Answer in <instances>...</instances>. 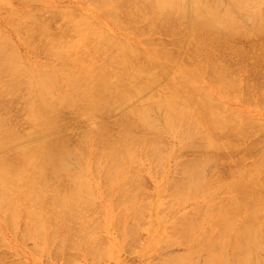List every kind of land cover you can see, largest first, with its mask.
<instances>
[{
    "label": "bare ground",
    "instance_id": "6f19581e",
    "mask_svg": "<svg viewBox=\"0 0 264 264\" xmlns=\"http://www.w3.org/2000/svg\"><path fill=\"white\" fill-rule=\"evenodd\" d=\"M83 1L106 9L123 31L151 46L143 42L145 51L140 40L111 33L91 9L80 15L76 36L68 28L52 31L36 6L32 12H8L15 35L5 31L7 22L0 24V221L20 242L36 240L44 253L75 250L97 264L117 241L105 247L102 228L121 224L129 235L148 216L141 211L149 201L153 211H166L163 224L172 229L154 235L150 246L158 257L151 264H264V155L246 165L245 155L239 156L248 146L241 145L239 164L226 177L217 169L233 156L237 163L230 150L241 141L264 133V123L226 103L240 99V106L264 108L258 89L264 82L257 79L253 89L251 78L244 82L239 67L244 63L233 68L231 61L230 67L228 55L218 52L220 38L230 43L245 36L258 39L264 56V0ZM158 28L175 36V46L154 43ZM20 45L49 62L37 64L40 58L26 56ZM13 106L23 107L27 130L13 120ZM116 110L118 116L112 114ZM67 111L76 120L86 116L95 122L88 128L83 122L82 139L73 145L65 127L69 119L64 124ZM189 148L199 155L186 159L180 151ZM143 160L150 161L147 175L161 178L158 193L169 191L168 201L157 196L151 202L143 192ZM170 160L175 163L168 170ZM100 198L113 220H98L90 210L102 207ZM92 225L96 231L102 227L99 234Z\"/></svg>",
    "mask_w": 264,
    "mask_h": 264
},
{
    "label": "rangeland",
    "instance_id": "374dc122",
    "mask_svg": "<svg viewBox=\"0 0 264 264\" xmlns=\"http://www.w3.org/2000/svg\"><path fill=\"white\" fill-rule=\"evenodd\" d=\"M86 2L83 1V0H0V24H3L2 26L5 27V25H6L5 23L7 22L8 25H6V26H8V27L5 28V29H7L5 31L6 32L7 31H10L11 33L10 32H8V33L15 35V33H14L15 31L13 30V28H11L12 25H9L10 24V21L7 20V18H6L8 12H10L13 9L20 10V11H28L29 10L30 12H32L31 10L33 9L34 6H36L39 9L38 14L41 16V18L45 19L48 22V24L49 23L51 24V25L49 24V28L51 29V27H52V29H53L52 31L58 30L59 28H62V27L63 28H68L70 30V34L72 36H76L74 30H75V26L81 20L80 15L82 13H85V12L88 13L89 12L88 10L91 9V10H94V12L96 13V15L99 18V22H102V24L106 27V29L108 31H110L111 33H114L115 35H117V36H119L121 38L123 37V38H126L128 40L129 39L132 40V38H133L134 39L133 42H135V41L136 42H139V40H140L141 43L139 42V43H137V45L138 46L140 45V47L143 50L149 51V49H147V46H149L150 44L148 43V45H147V43H146L147 41L145 39L141 38L142 39L141 40L140 39V36H137L135 34H131L132 32L130 33L129 31H123L124 29H121L117 24H115V22L113 20H111V18H109L106 14H104V12L102 10H106V9H104V8L100 9V8H98V6L96 4H94V5H96L97 8H94L93 9V7H96V6H94L93 4H91V2L90 3L89 2L86 3ZM90 4H91V6H88ZM164 30H166V29H164V28H158L157 32L155 30L156 33L154 34V38L151 35V36H149L150 39L152 37L154 39V43H156V42H157L156 44L160 43L159 45H161V46H163V44L167 45V43H170V42L172 44L175 36L173 38L172 37L173 35L168 30H166L165 32H163ZM126 32H128V33H126ZM129 33H130V35H129ZM166 33H168V34H166ZM169 35H170V37H169ZM136 36L138 37V39L136 38ZM14 37L16 38L17 36H14ZM241 37H239V38L237 37V39L235 38L230 43H227V39L226 38H220V40H218V44H219L218 46H219L220 51L218 49V46H217L216 49H218V52L221 53L222 56H225V55L227 56L228 55L227 57H228V60L229 61L227 60V62L228 63L231 62V61L234 62L233 63V68H235L237 65L239 66L240 63L241 64L244 63L242 67H241V65L239 66L240 67V70L242 71V74H243L242 76H243L244 80L246 79L248 82L251 79L252 80L250 82H254L255 83L257 81L256 84L250 83L251 84L250 87H252V88L255 87L256 88V85L258 84V80H259V85H262L263 82H264V61H262V58H264V56L262 57V55H261V54H263V52L261 53V51H259L260 50L259 49L260 47L256 45V43H258V39H255L254 37H253L254 38L253 39L251 37L253 40L250 41L249 40V39H251L250 37H245V36L242 37V38ZM16 41H18V39H16ZM143 42L146 43L147 46ZM17 43H19V41ZM171 44H168L169 46L167 45V48L168 47L170 48V45ZM253 45L254 46L256 45V46L253 47ZM173 46H175V44ZM173 46H171V47H173ZM20 47H21L20 50L22 49L21 52H24L23 54L26 55V53H27L28 57H31V58L35 57V55H33L32 53L31 54L29 53L30 51L29 52L28 51L26 52V50H27L26 47L24 48L23 45L22 46L20 45ZM173 48L172 49L175 50V48H178V46L176 45V47H173ZM255 48H256V51H258V52L255 51ZM242 51H244V52H242ZM246 51H247V53H246ZM222 53H224V54H222ZM242 53H245V55L242 54ZM257 53H258V56H257ZM29 54H30V56H29ZM40 55H42L45 58H41ZM40 55H39L40 57H38V55H36V57L34 58V60H36V62L40 58L38 60L37 64H42V62H43V64H45V63L49 62L48 59L46 58V56H44V54H40ZM259 55H261L262 58ZM229 58H231V59H229ZM259 58H260V60H259ZM223 59H224V57H223ZM226 59L227 58H225V60ZM239 61H241V62L238 63V64H236ZM231 63H229L230 64V67H232V64ZM244 65H246V66H244ZM253 66H254V68H257V66H259L262 70L258 67L257 69L259 70V72H258V70L255 71V69L253 68ZM247 69H248V71H247ZM253 69H254L255 72L253 71ZM243 70L245 71V73H243L244 72ZM262 72H263V74H262ZM260 73L262 74L263 77L262 76H259V75H261ZM249 74H250V76H248ZM249 78H251V79L249 80ZM246 80L244 82L247 83ZM253 80H256V81H253ZM250 84H248V85H250ZM259 88H262V90H260V91H263L262 93L264 94V88L258 86V89ZM216 93H217V95L220 94L219 92H216ZM229 100L231 101V103H230V101H226V103L228 102V105L232 109H237V110L240 109L243 114L246 113L245 115L248 118H252V119H254L256 121H260V122L264 123V108H261V107L258 108V107H255V106H246V105L242 104V105L248 107L247 110H246V109H244V106H240V104L242 102L240 99H238V100L237 99L236 100L229 99ZM19 103L22 105V102H19ZM19 103H17V104L20 105ZM16 107L17 106H15V107L13 106L12 107L13 109H11V115H13V113L15 111H17V112L14 113V116L15 117L12 116V118L14 117L13 120L16 121L20 125V127H23L22 129L25 130L26 127L28 129L29 128L28 127L29 124L26 123V120L24 119L25 116H24V118L22 116V115H25V113L22 110L23 107L21 109H20V106L17 107V108ZM12 110H13V112H12ZM116 111L113 112L112 114H115V115L118 116L119 115V113H118L119 111L118 110H116ZM20 113H22V114H20ZM65 113L66 114H64V116L66 117L65 119H67V120H65L64 124L66 125L68 123V125H69V126L68 125L65 126L67 128V131H66L67 132V135H68L67 137L69 138L68 140L71 139L69 141V143H71V142L74 143L75 142L74 144H77L76 142H79L78 140H81L82 139V135H81L80 131L82 132V130L85 128L84 125H86V123H87V125H86L87 128H88L89 125H90L89 127H91V126L93 127V126H95L94 125L95 122L93 120H86V119H85L86 120L85 121L83 118H86V116H82L80 118V119H83V120H80L79 118H77L78 120H76V119L72 118V117L75 116L72 113H70L68 111L65 112ZM68 113H70V115L72 114L73 116L72 115L71 116L68 115ZM111 115L109 114V117H110L109 119L116 121V119H117L116 116H114V115L111 116ZM19 116L22 119H20ZM113 116H114L115 119L113 118ZM16 119H19V120H16ZM68 119H69V121H68ZM70 120H71V123L69 124ZM19 121H22L21 123L24 124V126H22V124L19 123ZM84 121L86 122L85 124L83 123ZM71 124H73L74 126L71 125ZM81 127H83V128H81ZM113 129H116L117 130V128L115 126L113 127ZM110 131H111V129H110ZM111 133H113V132H111ZM79 134H80L81 137L79 136ZM261 135L262 134H260V132H258L255 136L253 135L257 140L260 138L258 142H255L257 140L253 139L254 137L251 136V137H249V140L248 139L245 140L246 143L245 142H242V141L240 142V144L237 143V144H239L237 146L239 148L238 149H234V150H237V152H239V153L236 154L233 149H232V151L230 150V152L233 153V154L230 153V157L233 156V155H236L235 156V162H237V163H232V160H234V156H233L232 157V160L230 159L231 161L229 160L228 162H226L224 164L225 166L222 164L221 167L219 166L217 168L218 170L223 168L222 170H220L221 172L224 171L223 173L219 172L218 170L217 171L219 173H221L223 176L226 177L227 176V173H228V170L227 169L228 168L232 169V167L234 169L239 164L238 163L239 161H237L238 154H241L242 153L239 157H242L243 155H245V158L244 159H245V164L246 165L252 164L258 157H261L260 156L261 154L264 155L263 154L264 153V138H263V142H262V137H264L263 136L264 133H263L262 136ZM170 139L172 140V138H168V140H170ZM252 139L254 140V142H252ZM250 141H251V143H254V144L249 149H247L251 145L250 144ZM168 142H170V141H168ZM73 143H71V144L73 145ZM260 143H262V144H260ZM241 145H242V147H243V145H244V147L246 145L248 146L247 148L245 147L247 149L246 152H243L245 150V148H241V151H242V149H243V151L240 153V147H241ZM253 147H255V149ZM253 149H254V151L252 152ZM187 150H185V151L184 150L183 151L181 150L180 151V152H182L184 154L185 157H187L186 159H188V157L189 158L190 157L192 158L193 156L195 158V156L197 155V152H198V155H199V151H196L195 152L196 149H194V152H193V150H191V148H189L190 151L189 150L187 151ZM227 151L229 152V150H227ZM248 153H251V155L250 154L248 155ZM224 155H225L224 157H226L227 153L226 154L224 153ZM185 157L182 156V160H185ZM222 160H223V157H222ZM142 162H143V165L145 166L144 169L146 168L145 169L146 170V173H143L145 175H143L141 173V175L143 176V186H144V190H145V191H143V186H142V191L144 193L146 192L145 195H147L148 197H151L152 198L150 200L151 202L153 200H155V199H158V197H159V201H161V202L168 201L167 198L170 199L171 197H167V196L165 197V195H164L166 193H169L168 190L163 191L161 194L158 193V186L160 184H162L161 183L162 182L161 181V178L160 177H157V175L155 174L156 175V179H155L154 173H153L154 176L151 175V177H150L149 174L147 175V173L151 172L150 171V164H149L150 161L143 160ZM174 163H175L174 160H170V161H168V163L166 162V164H167L166 166L169 167V168L167 167L168 170H170L171 166ZM230 163L232 164V166H231ZM224 167L226 169H224ZM147 168L149 170H147ZM208 168H209V170L210 169H212V170L209 171ZM145 170L142 171V172H145ZM165 170H167V169H165ZM168 170H167V172H168ZM207 170H208V172H211V171L214 170V168H213V166H208L207 167ZM210 174H212V172ZM157 180L160 181V184L158 182V185H156L157 184L156 183ZM140 181H142V180H140ZM154 187H156V188H154ZM149 193H152V194L149 195ZM168 195H170V193ZM147 196L145 198H148ZM100 200H101V198L99 199V202L98 203H101L100 205H102V207L100 206L97 209L98 206H96V207L94 206V208H92V206H91L92 209H90V210H93L94 209L93 210L94 211L93 212V215H95V217H97L98 220L102 219L105 222L108 221L109 219L113 220L112 219V216H111V211L109 209H108V211H105L106 208H104V206H103V204H105V200L104 199H102L101 201ZM147 202L149 203L148 204L149 206H146L147 204H145V207L146 208L148 207V208L146 210H144V211L142 209L141 212H145L146 211L147 213H149L148 216H147L146 213H144L146 215L142 214L144 216H141V217L144 218L146 216L144 218V220L142 218L139 219L140 217H138L139 221L137 222L138 224L136 223L137 224V227H135L136 225H133L135 223V221H137V218H136V220H134V222L132 223V225H133V227L131 229L132 231H130V230H129L130 232L128 231L130 233L129 235H127V234L124 233V231L122 229L123 227L122 228L118 227V226H121V224H120L121 223L120 222L121 220L120 221L117 220L118 222H120V223H117V224H120V225H117V226L115 225L114 226V224H113L111 227H106V228L100 227V231L103 229L101 231V233H100V231H96L97 229L95 227L97 226V228H98L99 225H97L96 222H94L96 224V226L94 227L92 225V229L91 228L90 229L92 231L97 232L98 234L99 233L102 234V236L105 238V242H106L105 243V247H110L111 244H112V242L115 241V240H117V241H115V243L113 242L116 247L114 245H112V247H110V248H112V251L109 248L108 249L109 251H108L107 255L105 254V256L103 258L101 257V259H100L101 261L99 260V263H97V264H148V263L151 264V262L152 263H155V261H157L158 252L155 249L151 248L150 243L153 242V239H154L155 236H157L159 234H162V235L168 234L170 231H172V229L170 228L169 230H167V226H165V224H163L164 223L163 222L164 219H162V217H165L164 216V213L166 211L164 210V211L161 212L158 209H154V211H153L152 207H150L151 206L150 205V202L149 201H147ZM149 207L151 209H149ZM160 212L163 213L162 214L163 216L161 215ZM89 214H91V213L89 212ZM89 214H87V215L90 216ZM156 215H158L159 217L158 216L156 217ZM91 216H92V214H91ZM95 217L93 216V219L94 220L96 219ZM157 218L162 219V220H160V222H159L158 221L159 219H157ZM91 222H90V224H94L93 222L92 223ZM0 224L2 226L1 228H2V231H3L2 232L3 233V238L5 239L4 240L2 238L4 240L3 241L0 238L2 240V241L0 240V259H1L0 262H1V264H4L2 262H5V264H75V263L76 264H89V261L90 260H91V262L93 261L92 258H90L89 256L86 257L82 253H74L73 251H75V250H71V248H69L71 250L70 251L71 253H69L68 255H67V252H69L68 249H67V251L66 250L64 251V253H66V254H64L63 251L62 252L60 251L59 252L60 254L58 252H53V254H51L52 253L51 252L50 255H49L47 252L44 253V249L41 248L38 245L39 243H37V241L34 240L33 238H30V239H28V240H26L24 242H22V241L20 242V240L17 239L19 236L17 237V235H14L13 234V233H15L14 231L8 229L4 225V223H2L1 221H0ZM157 226H160L162 230H160L159 229L160 227H157ZM134 227L137 228V229H135V230H137L136 231L137 235H136V233L135 234L133 233V232H135V230L133 231V228ZM118 228H120V229H118ZM131 234H132V236H130ZM133 235H136V237L134 238ZM96 236H97V234H96ZM110 240H112V241H110ZM125 240H127V242L130 241V243H129L130 245H126L125 244L126 247L125 246L123 247V246L116 245L117 242L125 241ZM1 242H4V243H1ZM5 242H7V243H5ZM123 243H125V242H123ZM119 244H121V243H119ZM117 246H118V249H117ZM116 249H117V251H116ZM180 249H183V248H180ZM152 250H153L154 253H152ZM154 256L156 258H154ZM60 259H62V260H60ZM68 259L69 260L70 259H75L76 262L73 261V263H72V261L71 260L69 261ZM149 260H151V261H149ZM67 262H71V263H67Z\"/></svg>",
    "mask_w": 264,
    "mask_h": 264
}]
</instances>
